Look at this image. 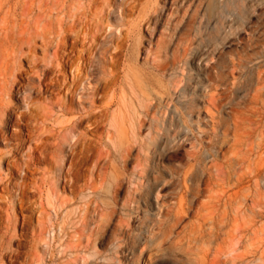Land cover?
Segmentation results:
<instances>
[{
    "label": "rangeland",
    "instance_id": "374dc122",
    "mask_svg": "<svg viewBox=\"0 0 264 264\" xmlns=\"http://www.w3.org/2000/svg\"><path fill=\"white\" fill-rule=\"evenodd\" d=\"M87 1L0 0V34L6 29L19 31L28 28L32 32L43 31L47 36L45 44L43 39L36 38V50L31 54L27 46L21 53L17 49L14 52V57H18L15 65L12 58L14 53L11 54L12 62L7 56L10 68H13L11 65L16 66L14 71L12 69L16 76L9 77L16 82V87H24L22 89L26 88L27 92L30 90L32 100L34 98L32 103H36L33 106L35 111L46 113L50 109L54 114L46 121L45 140L49 143L65 140L67 152L64 158L71 154L67 142L71 137L69 120L78 113L85 114L92 106H100L99 102L91 105V101L95 97L93 93L106 77L105 59L117 42H123L122 61L132 53L130 29L135 22H143L140 21L142 43L139 47V64L148 56L150 49L154 52L158 50L160 39L169 43L171 53L185 33L195 38L197 26L196 21L191 23L187 15L183 17L186 3L181 6L182 0H158L157 12H151L147 17L145 13L150 0H109L108 4L106 0H94L93 6L91 1ZM192 2L191 7L197 4L196 0ZM86 3L91 4H88L89 8ZM141 15L146 17L145 21ZM147 23L149 30H145ZM69 26L71 30L74 29L73 32L68 30ZM208 34L209 30H201L196 37L202 36L206 44ZM92 39L95 53L92 62L86 65L78 60L83 53L80 50L86 49L84 46H88ZM251 39L253 41L249 46ZM205 50L209 56L207 64L200 72L191 67V72L195 76L199 73L201 85L211 90L217 106L212 108L213 121L209 115L200 112V121L193 126L194 136H189L204 162V165H197L186 180L191 189L185 191L181 187V172L189 164L185 152L191 146L190 142L183 141L182 132L179 144L170 148L164 157L154 160L153 165L158 169L149 176L147 185L152 184L153 177L158 174L160 180L157 187L151 190L146 185L145 192L135 193L136 175L131 173V161L125 171L122 167L115 169L114 180L121 171L126 176L128 174L130 180L121 178L116 206H106L101 197L103 182L109 180L110 169L103 159L104 152L112 151L110 147L114 145L119 148L121 134L114 131L109 146L105 141V128L91 131L87 127H78L75 133H87L89 140L94 139L90 148L94 149L93 153L97 151L94 157L96 154L100 157L96 184L101 197L95 198L90 194L91 190L84 186L89 182V172L78 183L83 186L85 195L78 202L68 187L59 189L55 202L56 207L61 206V214H57L54 205H48L46 201L43 208L36 204L32 207L27 205L23 212L18 206L14 211L7 210V194L0 191L3 198L0 199V264H264V4L250 9L239 28L228 38L218 43L212 40ZM55 51L56 58L53 57ZM67 54L73 58L74 65L80 62V69L85 67L81 69L80 80L75 83L78 89L72 97L65 89L66 84L72 82L70 69L58 66ZM119 71L122 76V66ZM41 72H44V76ZM195 79L190 83L189 93L194 92ZM131 82L137 83L133 77ZM37 86L42 92L35 90ZM203 91V88L198 90V96L202 97ZM21 95L14 96L11 105L23 112L28 108V101ZM60 97L68 104L67 112L62 114L57 113L56 107ZM198 106L201 108V104ZM173 115L170 114L168 119L176 128L179 122L177 116ZM13 128L11 132L15 137H0V158L11 152L17 155L14 147L18 138L27 140V130H33L32 127L17 125ZM48 130L58 138H48ZM204 130L208 132L204 133ZM75 138L69 141L73 142ZM96 142H99V146ZM48 151L50 153L53 149ZM94 160L89 161L85 171L92 168ZM2 162L0 178H11L17 182L24 180L31 186L49 167L46 163L37 164V169L25 178L24 173L11 177V167ZM204 166L206 171L202 172ZM172 168L179 172L172 173ZM85 171H82L83 174ZM30 197L36 200V196ZM124 202L127 203L125 209L122 208ZM76 204L80 209L67 219L64 212ZM167 210L170 213L165 217ZM23 216L27 218L26 224L21 222ZM15 218L16 226L12 222L8 225L7 219ZM66 220L68 223L64 224ZM159 220H163L160 231ZM199 226L205 230L212 229L220 238H225L219 251L212 250L207 257L202 251L199 255L187 254L186 243H179V240ZM202 246L205 249L207 245Z\"/></svg>",
    "mask_w": 264,
    "mask_h": 264
},
{
    "label": "bare ground",
    "instance_id": "6f19581e",
    "mask_svg": "<svg viewBox=\"0 0 264 264\" xmlns=\"http://www.w3.org/2000/svg\"><path fill=\"white\" fill-rule=\"evenodd\" d=\"M89 1H91L92 4L94 0ZM157 1L158 0H150V3L147 2L148 10L145 13L146 17L150 15L149 13L151 12H157ZM106 2L108 4L109 0H106ZM196 2L197 4L193 7L190 6L193 3L192 0H182L181 2V6L186 3L183 7V17L187 15L188 18L191 19V23L196 21L197 26L194 30L195 38H190L191 34L185 33L179 38L176 47L171 53L169 51V43L160 39L158 50L154 52L153 49H150L148 56L139 64V47L142 43L141 20L137 23L135 22L133 28L131 27L130 29L133 42L131 47L132 53L127 54L125 60H121L123 42H117L114 45L113 50L105 59L107 66L106 77H104V81L99 85V88L96 90L94 89L95 92L93 93V97H95L91 101V105L99 102L100 106H92V109H90L91 111L89 110L85 114L78 113V115H74L73 118L69 120L68 127L71 131L70 139L73 140L74 136H76V138L73 142L67 139V142H69V144L67 143L68 147H70L69 149L71 150V154L67 158H64L67 152L65 149V140L58 143H49L45 140L47 138L46 121L47 119L49 121L54 114L50 109H46L48 111L46 113L35 111L33 106L35 107L36 103H32L34 98L32 100L33 96L32 93L30 95V90L28 93L26 88L25 90L22 89L24 87H16V82L13 81V78H10L16 76L14 75L16 73L13 71L15 70L14 68L16 66L14 67V65L17 63L18 57H14V52L18 49L20 51L19 53H21V50L27 46L26 48L29 54H31L36 50V38L40 37L44 40L45 44L47 36L43 31L32 32L28 28H23L19 31H14L15 29H2H6V31L0 34V52L2 54L0 55L3 57L2 60L0 59V137L14 136L11 132V128L15 125L26 126L27 128L32 127L33 130H27V140L18 138V142L16 141L17 143L14 147V152H16L17 155L11 152L5 155V157H1L0 166L1 161H3L2 163L6 166L11 167V170H9V175H11V177L24 173L23 178H25L27 174L37 169L35 168L37 164L46 163L49 165L47 170L41 172L40 177L33 182L32 186L27 185L24 180L17 182L15 180L13 181L11 178H0V191L7 194V210L14 211L15 207L18 206L19 210L23 212L28 206L32 207L36 206V204L43 208L44 202L46 201L48 205H54V210L57 214H61L63 213V211L60 210L61 206L56 207L57 205L55 202V200H58L59 189L61 188L64 190L68 187L70 192L75 195V199L78 202V200L85 197L82 191L83 186L78 185V183L81 177L86 175V172H89V182L84 185L85 188L91 190L90 194H93L95 198L100 196V188H98L96 184V179L99 177L98 160L100 157H97L98 154L95 155L96 157L93 155L99 148L93 153L94 149L90 148V145H92L91 143L94 142V139L89 140L88 137H86L87 133H75L78 127H87L91 131H97L99 127L105 128V141L109 143V146H111L110 142L113 139V132L117 131V133L121 134L120 138L122 140L120 139L121 143L119 142V148L114 145V147L116 146L115 148L113 146L110 147L113 148V153H111L113 151L112 149L110 152L103 151V159L106 160L107 168L110 169L109 180H104L103 182L104 198L100 196L101 201L106 206L113 208L116 206V200L121 187V178L123 179L125 177L127 180H130V176L128 174L126 176L122 171H119V176L114 180L115 169L117 167H122L125 171L131 161L133 162L131 173L136 175V187L134 188V192L141 194L142 191H146L147 186H149L151 190L157 187V183L160 180L158 174L153 177L154 182L147 185L149 176L154 173L155 169H158L153 165L154 160L164 157L170 148L178 145L182 132L184 133L183 141L190 142L191 146L190 149L185 152L189 164L188 168L181 172L183 177L181 187H183L185 191L191 189V187L186 184V180L188 176L194 172L195 167L197 165H204V162L196 150L195 143L191 142L189 136H194L193 126L197 124V121H200L198 118L200 112L203 111V113L209 115L211 121H213L212 108H216L217 106L211 90H207L206 86L201 85L198 78L199 73L196 74L197 76L193 75L191 67H194L200 72L201 68L206 65L209 60V56L205 52L208 43L211 44L212 40L218 43L228 38L230 34L239 28L240 22H242L246 13L255 6L264 4V0H196ZM88 4L91 5L90 3ZM89 5L87 8H89ZM108 6H110V4ZM97 15L99 16V13ZM146 17L143 18L141 15L143 21H145ZM141 23L143 22L141 21ZM70 27L71 26L68 27V30ZM149 27L150 25L147 23L145 25V30H149ZM201 30L210 31V34L206 35V44L202 36L201 38L198 37V39L196 37V35L200 34ZM252 41V39L248 41L249 46L252 44ZM84 47L87 48L80 50L83 51L82 54L84 55L81 54L78 60L89 65L92 62L93 53H95L94 39L89 42L88 46L85 45ZM9 51L11 53H9ZM12 53H14L12 57L14 58V65H11L13 71L10 68V63L7 62L9 61V57L10 62H12ZM3 55H6V58ZM53 57H57V51L54 52ZM72 59L73 58L67 54V56L63 58L61 64H58L60 67L64 68L66 66L70 69L72 82L66 84L65 89L67 94L71 97L74 96V92L78 89L75 88L77 87L75 83L78 82L80 78L81 69L85 68L83 66V68L80 69V62L74 65ZM121 66L123 72L122 76H120L119 71ZM35 67L38 70L37 66ZM60 71H63V69ZM35 72L34 74L37 75ZM41 73L44 76V72ZM132 77L134 81L137 82L136 85L131 82ZM194 79L195 81L197 80L194 82V92L189 93L190 83H192ZM39 81L42 80L39 79ZM38 86L35 90L40 91ZM202 88L204 91L202 97H200L198 96V90ZM32 91H34V89ZM47 92H49V89ZM44 93H46L45 90ZM21 94H23V98L25 97L28 101H26L28 103V108L26 107V111L23 112L16 110L11 105V99L17 95L22 96ZM198 104H201V108ZM56 107L57 113L62 114L68 110V104H66L62 98L59 99ZM170 114L177 116L179 122L178 128H173L174 124L172 120L168 119ZM170 117L172 118V115ZM194 117L198 120H194ZM124 131H126V133ZM207 132L208 131L204 130V133ZM49 136H52L53 139L58 138L51 135L48 130V138ZM99 141L101 142V139ZM96 143L97 145L99 144V142ZM50 147L53 149V151H51L52 153L50 152L51 154L49 151L47 153V149H51ZM93 158H95V160L93 161L92 168L85 171V166L89 165V161ZM201 170L205 172V166L201 168ZM82 171H85V174H83ZM171 171L172 173L179 172L175 168H172ZM30 196H36V200H32ZM0 199L3 200L1 196ZM126 206L127 203L124 202L122 208L125 209ZM79 209V205L76 204L71 210L65 211L64 216L70 219ZM112 211L115 212L114 209H112ZM169 213V210H167L164 216L168 217ZM10 219H7L8 225L12 222L15 227L17 219H12L13 221ZM67 221L68 220L63 223H68ZM21 222L22 224H26L27 218L23 216ZM162 222L163 220L158 221L159 231L161 230ZM154 235L155 234H153V236ZM218 235L219 234L212 229L205 230L203 227L199 226L198 228L190 230L188 235H183L179 243L182 241L186 243L188 250L187 254L199 255L200 251H202L204 253L203 255L207 257L210 251H219L222 246L221 243H225V238H220ZM219 239L221 240L218 243ZM201 245L207 246L204 249V246L200 247ZM141 252H143V250H141Z\"/></svg>",
    "mask_w": 264,
    "mask_h": 264
}]
</instances>
